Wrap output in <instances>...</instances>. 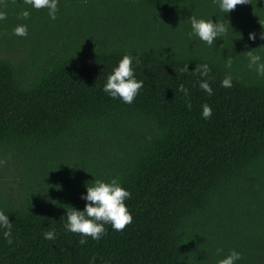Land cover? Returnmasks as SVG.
Instances as JSON below:
<instances>
[{"label":"trees","instance_id":"obj_1","mask_svg":"<svg viewBox=\"0 0 264 264\" xmlns=\"http://www.w3.org/2000/svg\"><path fill=\"white\" fill-rule=\"evenodd\" d=\"M130 1L152 15L198 2ZM249 2L264 9V0ZM125 54L143 80L130 104L103 91ZM204 63L207 76L193 71ZM1 149L25 156L37 175L16 199L0 200L12 222L11 244L0 229V264H217L232 249L242 254L236 264H264V76L242 59L229 67L206 51L113 40L75 45L24 78L0 54ZM113 178L131 193L132 222L105 224L100 239L81 244L64 227L67 210L84 208L87 184Z\"/></svg>","mask_w":264,"mask_h":264},{"label":"rangeland","instance_id":"obj_2","mask_svg":"<svg viewBox=\"0 0 264 264\" xmlns=\"http://www.w3.org/2000/svg\"><path fill=\"white\" fill-rule=\"evenodd\" d=\"M130 0H59L56 19L46 8L35 9L26 0H0V10L7 13L0 20V54L10 58L20 76L31 74L60 53L75 45L90 47L107 41L128 40L140 45L173 52H208L224 60L242 59L249 67L247 51L264 57V9L240 4L228 14L214 0H198L185 9L159 11L158 15L141 14L132 9ZM30 11L28 18L20 14ZM223 21L227 31L208 45L191 32L190 16ZM28 26L26 36L13 29ZM249 33L256 39L250 40ZM255 69L251 67L250 69ZM26 157L12 149L0 150V200L16 199L25 187L33 184L36 171L25 165ZM42 172L39 171L38 175ZM30 189V188H28Z\"/></svg>","mask_w":264,"mask_h":264},{"label":"clouds","instance_id":"obj_3","mask_svg":"<svg viewBox=\"0 0 264 264\" xmlns=\"http://www.w3.org/2000/svg\"><path fill=\"white\" fill-rule=\"evenodd\" d=\"M218 4L221 11L228 14L235 9L237 5L250 3L249 0H214ZM32 8H46L51 19H56L59 0H26ZM23 18L30 16V11L24 9L21 14ZM7 13L0 10V20L6 19ZM191 32L189 35H195L200 40L213 45L215 40L224 34L227 29L223 21L197 18L195 15L190 16ZM14 34L17 36H26L28 34V26L26 24L17 25L14 29ZM260 38L264 39V31L260 33ZM249 39L255 40V33H249ZM249 58V67H255L259 75L264 76V59L259 54H254L251 50L247 51ZM136 58L130 54H125L115 66L112 72L108 75L106 83L103 86V91L111 98H120L124 103H132L143 87V80L137 79L134 69V60ZM228 66L231 67V60H228ZM183 70H188L187 65ZM193 71H198L201 76H207L210 68L204 63L196 65ZM221 84L223 87L232 86V77L226 76ZM201 89L208 94H212L213 89L207 80H202L199 83ZM178 91L184 92L186 95L188 89L181 84ZM189 107L191 105L189 104ZM212 115V109L208 104L202 106V116L207 119ZM131 193L124 188L117 179L113 178L109 182L95 179L91 186L86 185V192L81 194V199L85 201L82 210L71 208L67 210V220L65 229L73 233L80 234V243L87 242V237L94 240L101 238L106 231L105 224H111L115 230H123L126 225L132 222V214L127 208L125 201L129 199ZM0 229H4L3 236L9 244L12 243L11 231L12 222L9 216L0 210ZM44 238L54 240L56 234L49 230L44 232ZM223 252L222 248L217 249V253ZM242 254L232 249L222 259L217 261V264H236L241 259ZM94 261V258H93Z\"/></svg>","mask_w":264,"mask_h":264}]
</instances>
